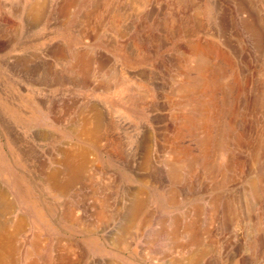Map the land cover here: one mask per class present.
<instances>
[{"label":"rangeland","instance_id":"rangeland-1","mask_svg":"<svg viewBox=\"0 0 264 264\" xmlns=\"http://www.w3.org/2000/svg\"><path fill=\"white\" fill-rule=\"evenodd\" d=\"M36 1L0 0L1 255L264 264V0H39L38 23ZM93 114L96 143L80 133ZM69 149L86 172L52 190Z\"/></svg>","mask_w":264,"mask_h":264},{"label":"bare ground","instance_id":"bare-ground-1","mask_svg":"<svg viewBox=\"0 0 264 264\" xmlns=\"http://www.w3.org/2000/svg\"><path fill=\"white\" fill-rule=\"evenodd\" d=\"M148 0H135V3L137 4V7H141V6H144L145 3H147ZM193 2V0L191 1ZM68 4V3H67ZM187 4V2H186ZM199 4V3H198ZM43 5H47V4H43V2H39V0L36 1V3L34 4H31L28 8V14H31L32 15V18L34 17V20H36V23H38L40 21V19L43 18V9H44V6ZM184 5V4H183ZM66 6V5H65ZM70 6V5H68ZM196 6V5H195ZM65 8V7H64ZM63 9V8H62ZM140 10V9H139ZM43 11V12H42ZM114 12V11H113ZM94 13V12H93ZM199 13V12H198ZM197 14V13H196ZM43 15V16H42ZM195 15V14H194ZM118 16V15H117ZM173 18V17H172ZM171 18V19H172ZM93 20V19H92ZM175 20V19H174ZM42 21V20H41ZM201 25V23H199ZM197 26L198 29L201 30V28H199V25ZM173 26V25H172ZM201 27V26H200ZM179 29V28H178ZM192 32V30H191ZM187 33V32H186ZM185 36V35H184ZM186 47H188V49L190 51H193L195 53H198V54H206V52H208L207 50V46L206 45H203L201 44V42H194V41H189L188 44L186 45ZM63 52V51H61ZM87 53V52H86ZM62 54L59 53V56H61L59 58V60H61L62 58ZM79 55V54H78ZM199 57V56H198ZM197 57V59H198ZM206 57V56H205ZM205 57H203L205 59ZM64 59V58H63ZM76 59V58H75ZM92 57L89 55V54H83V55H79L78 57V62H75L73 65V67H78L79 71L81 70V72L83 73H87L90 69V65H91V60ZM202 59V58H201ZM203 59V60H204ZM208 58L206 57V61L204 62H207ZM70 61V60H69ZM77 61V59H76ZM102 61V60H101ZM105 61V60H104ZM103 61V62H104ZM200 62V61H199ZM100 63V61H99ZM102 63V62H101ZM198 63V62H197ZM71 64V63H70ZM203 64V63H202ZM198 65V64H196ZM207 65V64H206ZM205 65V66H206ZM201 66V65H200ZM204 66V67H205ZM208 66V65H207ZM206 66L205 69H208ZM72 67V66H71ZM100 68V67H99ZM203 68V67H202ZM199 68H197V71H198ZM71 70V69H70ZM203 70V69H202ZM206 72V70H205ZM203 72V74L205 73ZM201 74V72H200ZM199 74V75H200ZM198 75V76H199ZM198 76H197V79L195 80H198ZM200 77V76H199ZM196 78V77H195ZM202 78V76L200 77ZM204 85V84H203ZM196 88V87H194ZM98 117H96L95 114L92 115V117H87L85 118V126L83 127V129L80 131V133L82 134V136H85L87 138V141H92V143H96L97 140H98V135L99 133L101 132L100 130V125H99V122L97 120ZM84 123V122H83ZM81 149V148H80ZM79 150V149H78ZM86 153L88 152H85V151H70V149L68 151H64L62 154H63V157H61V160H60V163L62 164L63 166V170H52L50 172H47L46 174V183H49L51 185V188L52 190H57V191H60V192H68L70 189L73 188V186H75V183H77L78 179L81 178V176H83L84 174V171L85 169L87 168L86 166V160H85V157L86 156ZM88 159V158H87ZM92 161V160H91ZM86 163V164H85ZM86 167V168H85ZM60 169V168H59ZM86 172V171H85ZM174 177V176H173ZM1 195V194H0ZM2 197V196H1ZM0 197V213L2 212V210L8 208L7 206H4V203L2 202V199ZM3 198V197H2ZM4 201V200H3ZM6 203V202H5ZM142 205V204H141ZM104 206H101L100 208V212L102 214H104V217L107 216L106 214V210L103 208ZM141 206H136V209H135V212H134V216H133V219H132V225L135 223L136 220H139V218H141L140 216H142L141 214L142 213V209L140 210ZM7 210V209H6ZM75 208L73 209H68L67 210V214H69L70 216H73V217H76L77 215L75 214ZM140 210V211H139ZM139 212V213H138ZM133 214V213H132ZM138 214V215H137ZM145 216V214L143 215ZM142 216V217H143ZM148 216V215H147ZM147 216H145L144 218V221H146L147 219ZM151 216V215H150ZM149 216V217H150ZM149 219V218H148ZM131 220V219H130ZM140 220L143 221V218H141ZM152 220V219H151ZM130 222V223H131ZM141 222V221H140ZM145 223V222H144ZM175 223V222H174ZM146 224V223H145ZM6 223L5 222H2L0 220V264H13V261H7V258H4L5 256H2L1 255V252L2 250H4L6 248V244L8 243V241H10L9 239H7L4 235L5 231H6ZM24 228V222H19L17 224V229L19 231H22V229ZM24 230V229H23ZM191 231H196V229L193 227L192 229H190ZM15 232V231H14ZM199 233V232H197ZM14 234V233H12ZM193 239H196V235L193 233L192 235ZM191 243V241H190ZM5 246V248L3 249V247ZM14 248V247H13ZM4 255V254H3ZM11 258V257H10ZM9 258V259H10ZM190 258V264H197V259L196 257H193V259Z\"/></svg>","mask_w":264,"mask_h":264}]
</instances>
